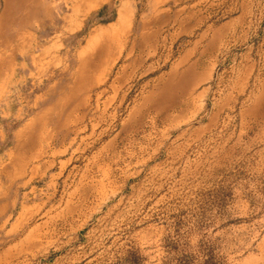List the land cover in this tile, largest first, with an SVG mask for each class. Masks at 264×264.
Returning <instances> with one entry per match:
<instances>
[{
  "label": "rangeland",
  "instance_id": "rangeland-1",
  "mask_svg": "<svg viewBox=\"0 0 264 264\" xmlns=\"http://www.w3.org/2000/svg\"><path fill=\"white\" fill-rule=\"evenodd\" d=\"M75 1L0 37V165L40 108L71 112L36 172L0 176V264H264V0ZM107 38L72 111L79 58Z\"/></svg>",
  "mask_w": 264,
  "mask_h": 264
},
{
  "label": "crops",
  "instance_id": "crops-1",
  "mask_svg": "<svg viewBox=\"0 0 264 264\" xmlns=\"http://www.w3.org/2000/svg\"><path fill=\"white\" fill-rule=\"evenodd\" d=\"M90 1L91 0H83L80 3L76 1L75 3L72 2L71 8H92L94 4L90 5L91 3H93ZM59 2H61V0H21L22 12L25 10L28 11L27 20L19 22L18 17H1L0 37H4V28H9V26L17 24L20 28L25 27V25L27 26L28 24H31L30 19L37 15L38 9H43L40 11L47 14L50 11L51 6L54 3ZM119 17L122 18V16ZM40 24L45 23L41 21ZM19 34L24 36L21 32L17 33V35ZM10 36L12 37V35ZM112 39L107 38L106 40L108 41L105 43H101V45L96 50H94V52H85L83 53L84 55L80 56L77 68L74 72L75 76L72 82H70V87L67 88V92L64 93L62 99L63 101H69V99L71 98H76L72 111L77 110L83 104L84 93L88 91L91 88L90 86H92L96 82V80L103 74V70L105 69L103 67L105 57L108 56V54L112 51L110 45H108L107 43H109V40ZM112 43L115 42L112 41ZM3 92L4 87L0 85V97L3 95ZM41 104L39 103V105ZM43 105L46 104L43 103ZM59 108L61 107H58L56 109L58 110ZM53 112H55V110H53V108L51 107L42 109L40 108L35 112L32 119L23 123L14 132V145L13 148H11L9 152H7V163L5 165H0V176H4L5 180H8L7 183L9 186L14 184L16 180L26 177L28 175V171L33 174L38 170L37 165H29L31 160L37 156V152L43 151V144L59 137L58 135H62L59 134L60 130H62L63 127L68 126L69 115L71 114V112L65 114L66 118H64L63 121H60L57 118L52 119V117L54 118ZM106 179H108V177L105 178V180ZM101 185H104V181H102Z\"/></svg>",
  "mask_w": 264,
  "mask_h": 264
},
{
  "label": "bare ground",
  "instance_id": "bare-ground-1",
  "mask_svg": "<svg viewBox=\"0 0 264 264\" xmlns=\"http://www.w3.org/2000/svg\"><path fill=\"white\" fill-rule=\"evenodd\" d=\"M262 102H264V79L261 83V94L260 96L254 100L253 105H252V110L253 111H257L259 104H261ZM264 108V107H263ZM251 110V111H252ZM263 111V110H262ZM250 112V111H249ZM254 113V112H253ZM263 114V113H262ZM257 113L254 114V116L256 117Z\"/></svg>",
  "mask_w": 264,
  "mask_h": 264
}]
</instances>
